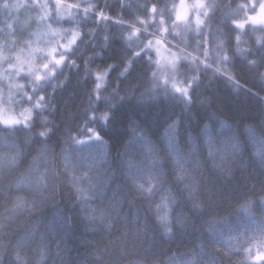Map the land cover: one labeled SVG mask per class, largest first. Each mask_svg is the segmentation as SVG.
I'll return each instance as SVG.
<instances>
[{
	"label": "snow or ice",
	"instance_id": "1",
	"mask_svg": "<svg viewBox=\"0 0 264 264\" xmlns=\"http://www.w3.org/2000/svg\"><path fill=\"white\" fill-rule=\"evenodd\" d=\"M6 9H15L17 15L10 16L12 22L6 17L0 27V145L8 149L0 152V170L17 166L20 150L16 139L21 132L25 142L33 136L43 141L30 170L39 173L41 163L48 162L46 141L52 131L49 125L53 122L54 96L64 88L70 73L80 67L77 53L91 48L80 81L91 78L95 99L103 96L107 108L113 106V95L124 99L120 81L111 95H103L114 70L125 82L135 79L125 93L138 102L164 100L181 106L179 115L168 118L161 135L176 180L186 194L184 199L193 213L204 218V228L202 232L195 228L198 239L192 247L183 252L171 249L163 264H264V211L257 212V208L264 210V180L258 197L240 199L232 213L218 215L207 211L195 174L203 147L221 175H232L228 161L238 159L240 141L230 135L221 146L213 135L212 120L220 129L231 127L228 118L213 110L214 85L223 82L241 98L259 95V89L264 88V0H144L135 5L129 0H3L0 10ZM22 10L30 13L23 20L18 15ZM90 24L93 26L88 27ZM113 48L119 49L118 58L103 61L101 58ZM197 104L207 109L208 118L200 123L195 136L189 132L185 152L180 147V132ZM91 107L90 116H97L95 106ZM244 111L242 108L238 115ZM111 115L105 110L99 113V119L107 123ZM245 127L254 154L264 165V135H257L252 125ZM128 129L127 143L139 146L141 157L138 161L127 156L128 180L134 193L151 208L160 234L166 240H176L178 229L194 226L177 195L171 189H162L164 159L146 129L135 119L129 121ZM65 131L67 142L85 149L82 165H73L71 157L64 156L65 169H71L79 223L85 234L97 229L104 232L98 239L82 237L85 264H160L144 222H137L133 213L129 227L121 204L112 197L104 198V188L112 180L105 170L109 160L106 142L87 121L75 130L68 126ZM80 167L85 170L79 171ZM92 170L105 174L94 178ZM46 171L22 178L19 183L34 186L43 195ZM38 210L35 201L17 194L6 219H14L17 212L32 214ZM230 215L241 222L255 219L251 226L237 228ZM121 219L123 224L113 235ZM4 220L0 217V230L6 226ZM72 224L69 212L53 228L54 235L56 229H63L55 239L54 256L59 264H71L68 237ZM48 258V244L42 243L40 264H47Z\"/></svg>",
	"mask_w": 264,
	"mask_h": 264
},
{
	"label": "clouds",
	"instance_id": "2",
	"mask_svg": "<svg viewBox=\"0 0 264 264\" xmlns=\"http://www.w3.org/2000/svg\"><path fill=\"white\" fill-rule=\"evenodd\" d=\"M83 47V46H82ZM92 49L87 48L78 52L76 59L80 61V67L70 73V78L64 88L57 90L54 96L55 110L51 113L50 119L53 121L49 126L52 131L47 137L48 162H42L39 173L30 170V162L41 148L42 139L33 136L30 142H25L24 133H18L16 144L20 150V159L17 166L10 169L0 170V217H4L5 228L0 230V264H40V246L47 243L49 247V258L47 264H59L54 256L56 236L63 229H56L54 235L53 228L60 221V218L69 212L73 217V224L69 227L68 241L70 251L77 252L81 245L78 234L81 232V224L77 223L78 206L73 203L74 193L71 187V169H65L64 156L71 157L73 165H82L84 146L73 145L66 141L68 133L66 127L70 126L73 130L83 121H87L89 126L96 128L103 141L106 142L109 154L108 163L105 165L107 174H111V183L104 188V198L112 197L121 204L122 214L129 220L133 213L136 214L137 222L143 221L150 233L152 250L160 258L171 251L172 246L177 244V240H166L156 227L151 208L148 204L138 197L131 186L126 175L125 160L128 155H132L138 161L141 159L139 147L136 152H131L132 146L128 141L130 135L128 124L130 120H137L146 129V133L152 139L164 159V172L161 175L162 189H171L177 195L183 211L190 218V225L187 230L178 229L181 240L180 243L194 245L198 239L197 231L202 232L204 228V218L191 211L185 201V193L182 184L176 180L174 169L171 166L167 155V147L162 139V131L168 118H174L180 114L181 106L173 101H145L140 103L135 96H127L126 87L135 83V79L123 81L114 70L111 74L110 86L103 95H111L117 81H120L119 96H112L113 106L107 108V101L103 96L95 99L94 89L91 78L81 82L80 74L84 71V61L89 57ZM107 62L109 54L101 58ZM254 82V81H253ZM216 91V90H215ZM73 92V95H69ZM260 94L248 96L247 98L232 95L230 91L223 96L217 97L214 94L213 107L216 111L227 116L234 122L227 131L235 135L240 141V153L237 160H230L228 163L232 167V175H221L212 165V160L208 157L205 148H201L198 154L199 167L196 176L200 181V195L205 200L207 211L218 215L232 213L236 203L243 198H256L260 195L259 187L264 180V165L256 158L253 146L248 138V129L245 125L255 127L257 135H264V88L259 89ZM237 100H242L245 111L242 115L233 116L228 105L235 104ZM67 101V102H66ZM97 116L91 117L93 111ZM109 110L112 115L109 122L103 123L99 119V113ZM75 113V115H69ZM208 118L207 109L199 104L195 106V111L188 118L180 132V147L185 152L188 151V134L193 136L199 130L200 123ZM223 130V129H222ZM35 132L36 129H33ZM7 146L0 145V152L7 151ZM47 170V171H46ZM84 171L83 167L78 169ZM46 171L47 188L43 195L34 186L27 183L20 184L22 178L30 175H39ZM105 171L92 170L90 175L94 178L97 175L103 176ZM211 192V195L209 194ZM22 194L29 201H35L39 205V210L32 214L17 212L14 219L7 220L11 214L13 197ZM41 201H43L41 203ZM264 211L257 208L258 214ZM230 221L237 228H247L253 224L255 218H247L242 222L238 221L235 215L229 216ZM18 257L20 259H18ZM71 264H77L76 258L71 259ZM160 264L163 259L160 258Z\"/></svg>",
	"mask_w": 264,
	"mask_h": 264
},
{
	"label": "trees",
	"instance_id": "3",
	"mask_svg": "<svg viewBox=\"0 0 264 264\" xmlns=\"http://www.w3.org/2000/svg\"><path fill=\"white\" fill-rule=\"evenodd\" d=\"M0 1H3V0H0ZM9 2H11V0H8ZM178 0H176L177 2ZM104 0H101V3H103ZM130 3H132L133 5L137 4V3H144V0H129ZM125 19H127V17H125ZM93 25H88V27H92ZM113 30H115V28H113ZM170 39V38H169ZM89 55L91 53H88ZM119 56V49L118 48H113L112 49V52L109 54V59H116L118 58ZM83 73H81L80 75H82ZM251 86V85H250ZM214 88L216 90V95L217 97L219 96H223L225 94V92H228L230 90V88L228 87L227 84L223 83V82H218L214 85ZM232 93V92H231ZM205 95H207L208 93H204ZM234 95V94H232ZM229 107V110L231 111L232 115L233 116H238V113H240V110L242 108H244V103L242 100H237L235 102V104H229L228 105ZM213 110L216 111V108L213 107ZM219 114V112H218ZM225 116V115H224ZM225 118H228L227 116H225ZM229 119V118H228ZM234 121L229 119V123H233ZM211 124H212V132H213V135L214 137L216 138L218 144H220L221 146L222 145V142L231 134V132L225 130V129H220L219 128V125L216 121L212 120L211 121ZM138 147L139 146H132V148L130 149L131 152H136L138 150ZM205 152H207L206 148H205ZM97 203H99V200H97ZM129 219H132V218H129ZM77 223H79V220L77 221ZM123 224V219L119 220L117 222V224L114 226V229H113V235L115 234H118V231H119V228H120V225ZM227 231V229H226ZM81 232L83 233V228L81 226ZM100 235H104V232L102 229H97L96 231L92 232V233H88V234H85L83 233L82 235L81 234H78V237L79 239L81 240L83 236H88L89 238H94V239H98ZM198 235V233H197ZM176 240H177V244L174 245L172 247V251H178V252H183L185 251V248H190L192 247V244H188V243H184L183 245H181L180 243V240H181V237H180V234L178 233L177 234V237H176ZM85 253V247L83 246V244L81 243L79 249H78V253L77 252H71L70 253V258H76L77 260V264H85V261L87 260V257L84 255ZM171 252H167L163 257H160V258H164L166 257L167 255H170Z\"/></svg>",
	"mask_w": 264,
	"mask_h": 264
},
{
	"label": "rangeland",
	"instance_id": "4",
	"mask_svg": "<svg viewBox=\"0 0 264 264\" xmlns=\"http://www.w3.org/2000/svg\"><path fill=\"white\" fill-rule=\"evenodd\" d=\"M3 2V1H0ZM9 2V1H8ZM11 2H13V0H11ZM9 2V3H11ZM178 3V1H177ZM17 15L16 10L15 9H11V10H0V27L4 26L5 23V18H8V22H12L10 16H14ZM19 17L21 20L25 19L28 15H30V13L28 12V10H22L20 13H18ZM9 16V17H8Z\"/></svg>",
	"mask_w": 264,
	"mask_h": 264
}]
</instances>
